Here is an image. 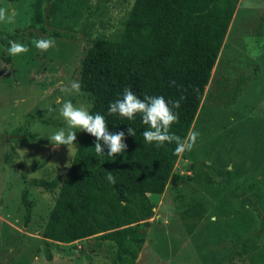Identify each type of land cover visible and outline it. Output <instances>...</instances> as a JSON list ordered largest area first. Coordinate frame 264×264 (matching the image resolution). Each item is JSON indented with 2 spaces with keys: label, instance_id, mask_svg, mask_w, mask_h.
Here are the masks:
<instances>
[{
  "label": "rangeland",
  "instance_id": "1",
  "mask_svg": "<svg viewBox=\"0 0 264 264\" xmlns=\"http://www.w3.org/2000/svg\"><path fill=\"white\" fill-rule=\"evenodd\" d=\"M48 2L0 0V8L13 16L12 22L0 21V33L28 27L37 4L44 9ZM88 2L97 17L84 16L87 31L119 36L133 0ZM235 2L189 131L199 135L174 165L182 180L150 197L149 224L141 227L146 242L133 264H264V0ZM54 40L48 51L36 49L34 40L21 41L30 51L16 56L8 52L11 41L0 43V264H111L107 242L44 243L42 231L58 188L29 186L31 214L27 224L23 220L20 193L25 183L63 178L81 135L74 129L75 146L50 143L57 130L67 131L60 107L68 100L88 109L91 105L86 94L63 91L78 82L87 46L83 40ZM216 80L226 89L243 82L228 107L206 99ZM49 106L55 111L49 112ZM8 146L15 151L11 169L4 163ZM196 169L214 183L202 181L200 187L189 181ZM45 247L52 253L50 262L44 259Z\"/></svg>",
  "mask_w": 264,
  "mask_h": 264
},
{
  "label": "trees",
  "instance_id": "2",
  "mask_svg": "<svg viewBox=\"0 0 264 264\" xmlns=\"http://www.w3.org/2000/svg\"><path fill=\"white\" fill-rule=\"evenodd\" d=\"M10 3L20 0H5ZM99 1V0H96ZM88 0H50L44 9L37 4L31 24L13 32L0 33V43L36 40L42 37H64L83 40L87 50L79 69L80 92L86 94L91 114L103 115L109 132L125 133L124 153L113 157L97 155L95 137L81 131L74 155L61 179H32L20 193L27 224L31 214L28 187L58 193L42 231L44 243L71 245L89 238L112 246L111 264H133L141 252L153 205L150 197L161 195L166 186L176 188L182 178L174 173L179 157L176 145L157 147L144 141L148 130L140 115L134 120L109 115L108 106L130 88L141 99L163 96L181 100L176 109L179 120L171 132L187 138L195 121L205 88L217 62L231 19L235 0H133L119 36L87 31L84 16L97 17ZM173 82H175L173 84ZM242 80L226 89L216 80L209 91L208 102L224 107L232 104ZM136 131L129 136L127 128ZM28 135V134H26ZM0 138H4L3 135ZM4 141V140H3ZM8 146L4 163L11 169L14 154ZM112 172L115 185L106 180ZM188 177L202 186L214 181L200 169ZM44 259L52 260L48 247Z\"/></svg>",
  "mask_w": 264,
  "mask_h": 264
},
{
  "label": "clouds",
  "instance_id": "3",
  "mask_svg": "<svg viewBox=\"0 0 264 264\" xmlns=\"http://www.w3.org/2000/svg\"><path fill=\"white\" fill-rule=\"evenodd\" d=\"M5 20L12 22L13 16L8 15L5 9L0 8V21ZM33 44L40 51H48L50 48L55 47V40L51 37H42L34 40ZM29 51L30 48L27 45L16 41H11L8 48L9 54L13 56L25 54ZM63 91L65 93L70 91L79 93L80 84L73 81L70 88L65 87ZM183 99L184 97H180L175 101H169L163 96L148 95L141 99L130 88H125L122 97L109 104L108 113L109 115L118 114L128 120H134L137 115H140L143 123L148 125V130L142 133L144 141L149 144L154 143L157 147L174 143L176 145L175 154L179 155L190 152L199 135L198 132L192 131L187 138H181L171 132V126L179 120V113L176 109L180 108ZM48 111L55 110L49 106ZM59 115L65 120L67 131L61 128L51 135L49 141L53 146H75L76 131L74 129H79L95 137L94 150L97 155H105V147L108 149L107 156L113 158L126 151L125 133L123 131L109 132L108 123L103 115L99 113L91 114L87 107L83 105L75 106L71 100L62 104ZM127 134L136 136V131L128 127ZM106 180L112 185L116 183V179L110 171L107 172Z\"/></svg>",
  "mask_w": 264,
  "mask_h": 264
}]
</instances>
